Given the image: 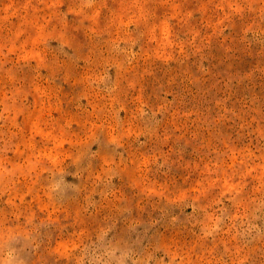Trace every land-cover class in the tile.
Returning a JSON list of instances; mask_svg holds the SVG:
<instances>
[{
	"label": "rangeland",
	"instance_id": "374dc122",
	"mask_svg": "<svg viewBox=\"0 0 264 264\" xmlns=\"http://www.w3.org/2000/svg\"><path fill=\"white\" fill-rule=\"evenodd\" d=\"M0 264H264V0H0Z\"/></svg>",
	"mask_w": 264,
	"mask_h": 264
}]
</instances>
